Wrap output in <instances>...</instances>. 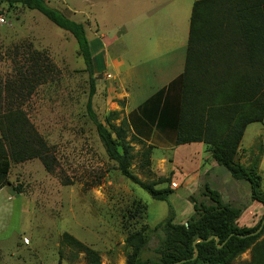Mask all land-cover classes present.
I'll return each instance as SVG.
<instances>
[{"label":"rangeland","instance_id":"rangeland-1","mask_svg":"<svg viewBox=\"0 0 264 264\" xmlns=\"http://www.w3.org/2000/svg\"><path fill=\"white\" fill-rule=\"evenodd\" d=\"M46 1L84 24L92 52L99 55L92 108L106 127L118 125L157 89L152 68L166 62L171 44L176 48L187 41L181 29L167 24L168 0ZM171 1L178 9L177 19L187 20L195 0ZM0 17L2 106L5 83L8 92L30 55L41 52L49 65L46 80L25 95L21 108L56 160L51 172L38 159L11 162L8 184L0 189V264H85L82 252L62 243L64 232L94 249L101 264H128L132 248L125 240L141 232L145 244L137 260L159 262L168 202L174 222L184 223L197 215L196 206L208 204L206 185L218 191L224 203L241 208L239 228L261 224L264 120L249 124L240 143L238 158L254 168L257 177L250 181L235 180L222 166L201 173L209 160L193 154L194 147H166L154 141L145 157L150 142L132 141L130 170L156 189L172 190L168 202L154 200L108 158L87 114L88 73L71 34L20 4L0 1ZM116 56L133 83L121 72ZM259 233V240L264 239V222ZM250 257L251 248L232 264H244Z\"/></svg>","mask_w":264,"mask_h":264},{"label":"trees","instance_id":"trees-1","mask_svg":"<svg viewBox=\"0 0 264 264\" xmlns=\"http://www.w3.org/2000/svg\"><path fill=\"white\" fill-rule=\"evenodd\" d=\"M0 1L36 10L75 39L88 73L86 110L99 140L120 173L152 199L168 202L172 190L156 189L153 182L141 180L130 170L132 141L150 142L144 150L145 157L154 141L166 147L202 142L215 162L235 180L257 178L254 168L240 163L237 155L246 126L264 120V0H195L183 72L129 111L118 125L109 127L97 119L92 108L95 65L100 58L92 52L84 24L48 5L46 0ZM231 56L237 57V61L241 58L240 63H236V67L245 68L241 75L228 74L235 63ZM250 56L256 57L255 67L253 62L250 65L251 76ZM46 62L41 52L34 51L29 64L19 71L15 86L8 92V83H5L3 106L0 91V189L8 184L11 162L38 159L46 171L55 169L56 160L50 148L21 108L25 95L30 96L37 85L45 82V70H49ZM6 97L9 98L5 102ZM204 195L209 199L208 204L196 206L197 215L187 220V225L174 222V209L168 202L169 213L162 224L164 239L157 249L159 262L137 260L145 239L141 232H135L125 240L132 248L127 263L170 264L185 260L179 264H232L251 248V257L244 264H264L261 233L249 235L260 223L250 229L239 228L236 220L241 213L240 207L224 203L219 192L207 185ZM231 233L233 235L229 236ZM210 236H217V244L222 245L218 247L214 238L208 239ZM197 238L201 240L194 245ZM61 241L82 252L85 264H101L100 255L94 249L69 233L64 232ZM195 248L197 257L192 259Z\"/></svg>","mask_w":264,"mask_h":264},{"label":"crops","instance_id":"crops-1","mask_svg":"<svg viewBox=\"0 0 264 264\" xmlns=\"http://www.w3.org/2000/svg\"><path fill=\"white\" fill-rule=\"evenodd\" d=\"M171 2H172L171 0H168V2L166 4V13L169 16V19H168L169 21H167V24L171 28L181 29L183 34L186 35L187 41H188L190 16L187 18V20H184V19L181 21L178 20L177 19L178 9L175 8L172 5L173 3L171 4ZM170 5H171V7H170ZM191 9H192V6H191ZM190 14H191V12H190ZM187 41L182 42L176 48L174 45L171 44L169 46L170 49L167 50L166 55H165L166 58L168 57L166 59V62L162 65L160 64L161 66L158 65V66H156V67L154 66L152 68L153 69L152 70L153 75L155 74V81L157 84L159 83L156 90L160 89L161 87L166 86L171 80H173L174 78H176L178 75H180L183 72L184 66H185ZM230 58L235 63L233 65L234 68L227 71L228 74L233 75V76L239 75V74L241 75V73L245 70V68L236 67V65H237L236 63H240L241 58H238V61H237V57L235 58V57L231 56ZM116 60L117 61L120 60L117 63H119L118 65H120V67H121V72L125 73L124 75H125L126 79H128L131 82L135 81L134 79L129 77V75L127 74L128 72H125L124 68L122 67L123 66L122 60L120 58H118L117 56H116ZM248 62H249V68H248L249 74L251 76V66L250 65L253 62L254 67H255L256 57L254 56L252 58L250 56L248 58ZM154 92H152V93H154ZM247 126H246V128H247ZM246 128H245V130H246ZM181 145L194 147V149L192 151L193 154H198L201 158L204 157V158H207L209 160V162H208V164H206V166H204L203 168L201 167V170H202L201 173L205 174L208 170H213V171L219 170V165L212 158L211 152L209 150H207V146L204 143H202V142H191V143H186V144H180L178 146H181ZM178 146H173V147L177 148ZM241 148H242L241 145H239L238 154L241 151ZM237 160H239V162L243 164V162L240 161V159L238 158V155H237Z\"/></svg>","mask_w":264,"mask_h":264},{"label":"water","instance_id":"water-1","mask_svg":"<svg viewBox=\"0 0 264 264\" xmlns=\"http://www.w3.org/2000/svg\"><path fill=\"white\" fill-rule=\"evenodd\" d=\"M263 222H264V219L261 222V224L259 225V227L255 231L251 232L249 235H256V234H258L259 231L261 230L262 226H263ZM183 224L187 225V222H184ZM232 235H233V233H231L229 236H232ZM242 236H246V235H242ZM212 238L215 239V243L217 244L219 238L217 236H210L208 239H212ZM200 240H201L200 238L195 239L194 242H193V244L195 245V243L197 241H200ZM225 241H226V239L223 241V243H225ZM221 245L222 244L218 245V247H220ZM197 253H198V250L195 248L194 249V255L192 256V259H195L197 257ZM184 261L185 260H180V261H176V262H173V263H170V264H179V263L184 262Z\"/></svg>","mask_w":264,"mask_h":264},{"label":"built area","instance_id":"built-area-1","mask_svg":"<svg viewBox=\"0 0 264 264\" xmlns=\"http://www.w3.org/2000/svg\"><path fill=\"white\" fill-rule=\"evenodd\" d=\"M0 22H3V18L2 17H0Z\"/></svg>","mask_w":264,"mask_h":264}]
</instances>
